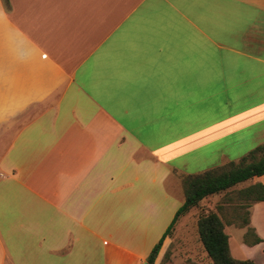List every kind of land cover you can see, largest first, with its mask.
Wrapping results in <instances>:
<instances>
[{
    "label": "crops",
    "instance_id": "0c3cea01",
    "mask_svg": "<svg viewBox=\"0 0 264 264\" xmlns=\"http://www.w3.org/2000/svg\"><path fill=\"white\" fill-rule=\"evenodd\" d=\"M263 143L264 0H0V264H142L178 175ZM248 209L230 255L264 264V201ZM188 258L210 263L199 240Z\"/></svg>",
    "mask_w": 264,
    "mask_h": 264
},
{
    "label": "trees",
    "instance_id": "16d2710c",
    "mask_svg": "<svg viewBox=\"0 0 264 264\" xmlns=\"http://www.w3.org/2000/svg\"><path fill=\"white\" fill-rule=\"evenodd\" d=\"M263 175L264 143L250 151L238 162H226L219 167H215L197 175H178L184 194V201L177 209L171 223L160 240L152 248L146 262L154 264L164 239L171 233L177 220L193 208H199L200 210L196 220L197 236L210 263L255 264L251 260H236L230 255L228 235L224 232L225 221L218 212L201 209L200 202L207 197L230 192L237 185L254 177H261ZM242 193L250 204L264 201V187L260 183L247 187ZM226 222L234 223L238 227H247L249 225V212L248 217L239 223L233 220ZM243 240L244 243L248 245L260 242V239L256 237L252 228L247 229ZM167 254L166 252L160 264H165L167 262Z\"/></svg>",
    "mask_w": 264,
    "mask_h": 264
},
{
    "label": "rangeland",
    "instance_id": "374dc122",
    "mask_svg": "<svg viewBox=\"0 0 264 264\" xmlns=\"http://www.w3.org/2000/svg\"><path fill=\"white\" fill-rule=\"evenodd\" d=\"M244 189L246 188H234L230 192L221 194L219 201H215L216 198L203 200L202 202L205 204L203 207L204 209L206 207H214L211 211L218 212L224 221L233 220L239 223L248 217V207L250 206L248 199L243 196L242 191ZM197 216L194 219L184 220L179 230L171 235L172 241L170 248L167 250L168 259L165 264H196L188 258V248H193L198 242Z\"/></svg>",
    "mask_w": 264,
    "mask_h": 264
},
{
    "label": "water",
    "instance_id": "95a60500",
    "mask_svg": "<svg viewBox=\"0 0 264 264\" xmlns=\"http://www.w3.org/2000/svg\"><path fill=\"white\" fill-rule=\"evenodd\" d=\"M142 264H149L148 262H143Z\"/></svg>",
    "mask_w": 264,
    "mask_h": 264
}]
</instances>
